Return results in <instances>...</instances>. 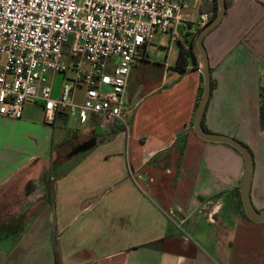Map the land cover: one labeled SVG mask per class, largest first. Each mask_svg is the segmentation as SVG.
I'll use <instances>...</instances> for the list:
<instances>
[{"label": "crops", "instance_id": "1", "mask_svg": "<svg viewBox=\"0 0 264 264\" xmlns=\"http://www.w3.org/2000/svg\"><path fill=\"white\" fill-rule=\"evenodd\" d=\"M216 2L188 0L186 21L215 14ZM189 22L182 28L189 25L194 66L189 74L164 71L145 106V97L131 101L129 134L120 126L103 133L96 117L81 124L68 111L48 124L38 104L21 119L0 115V195L16 190L26 201L14 227L0 228V242L20 238L0 245V264H264V223L247 220L241 200L243 156L192 129L203 59L200 30ZM204 45L216 82L205 126L250 149V198L263 211L264 0H229ZM144 57L129 81L147 65ZM18 214L32 217L19 226Z\"/></svg>", "mask_w": 264, "mask_h": 264}, {"label": "built area", "instance_id": "2", "mask_svg": "<svg viewBox=\"0 0 264 264\" xmlns=\"http://www.w3.org/2000/svg\"><path fill=\"white\" fill-rule=\"evenodd\" d=\"M187 3L0 0V115L21 119L27 105L38 104L48 124L68 111L81 124L96 117L103 133L120 126L129 134V77L154 34L170 33L171 42L192 52L187 31H180L189 22ZM212 17L201 14L189 23L201 30ZM70 70L73 76L54 97L51 76Z\"/></svg>", "mask_w": 264, "mask_h": 264}, {"label": "rangeland", "instance_id": "3", "mask_svg": "<svg viewBox=\"0 0 264 264\" xmlns=\"http://www.w3.org/2000/svg\"><path fill=\"white\" fill-rule=\"evenodd\" d=\"M218 9L216 13L218 12ZM188 27H186V30ZM186 30L183 28L180 29L181 32H184ZM199 33L200 32H197V36L199 35ZM197 36H196V39H197ZM196 39H195V42H196ZM185 40L187 41V37L185 38ZM181 46L182 44L178 41L171 42L170 33L156 32L154 34L153 41L151 42V44L147 46L145 50L146 57H144V60L148 62L147 65H144L143 68L141 67L139 76L135 74L134 77L131 78L128 84L127 95H126V105L129 111L128 118L130 120L133 118V115L135 112L131 110L132 109V107L130 106L131 101L134 102V99L138 97H141V98L145 97L140 102L139 106H141L142 104H143L142 106H145V104L149 103L151 99L149 98V96H147V93L150 89L158 85V82L161 76L163 75L164 71L166 70H170L173 72L176 71L175 73H179V74H183V73L189 74L190 73V72H186L182 69L177 68V61H178ZM193 66H194V60L192 58V55H189L187 57V67H193ZM68 79H69L68 74H58L54 76L53 78V90H54L53 96L54 97H58L60 95L63 87L68 83ZM172 87L173 86H171L170 89H172ZM184 87L187 88L185 84H184ZM185 88H182L179 90H171V92L177 95H182L183 93H185ZM16 193H17L16 190H6L4 194L0 195V228L3 227V230L5 229V222H7L9 225H12L11 227H14L13 224H15V222L14 221L11 222V219L15 215L17 216V211L21 207L23 206L26 207V201L23 197V194L22 193L16 194ZM18 215L20 217L19 219L16 220V224L19 226H21L22 223H28L30 220V217H32V215L30 214H26L23 217H21V214H18ZM6 239L8 240L4 241ZM6 239L0 242L1 246L10 247L9 245H12L17 240L18 241L20 240V238L16 239L13 237L12 238L9 237ZM28 240H29V237L24 238L25 242H27Z\"/></svg>", "mask_w": 264, "mask_h": 264}, {"label": "water", "instance_id": "4", "mask_svg": "<svg viewBox=\"0 0 264 264\" xmlns=\"http://www.w3.org/2000/svg\"><path fill=\"white\" fill-rule=\"evenodd\" d=\"M227 0H218V12L212 17V19L200 30L199 35L197 36V49L203 59V68L201 69L203 76V92L196 109V113L193 120L192 129L196 133V135L204 140L205 142L210 143H220L226 144L241 153L245 161V175L240 187V194L243 209L246 217L253 223L262 224L264 223V210L257 211L251 202L250 198V190H251V178H252V170H253V157L250 150L240 141L224 136L221 134L213 133L206 131L202 126V119L206 112L208 103L211 97L212 85H211V71L208 53L206 51L204 45V39L206 35L211 32L214 28H216L223 20L227 12Z\"/></svg>", "mask_w": 264, "mask_h": 264}, {"label": "trees", "instance_id": "5", "mask_svg": "<svg viewBox=\"0 0 264 264\" xmlns=\"http://www.w3.org/2000/svg\"><path fill=\"white\" fill-rule=\"evenodd\" d=\"M226 4H227V8H228L229 0H227ZM217 9H218V5H217V2H216L215 10H214L215 13H216ZM203 11L206 12V11H208V9H207V8H204ZM189 55H192V52L186 50L183 46H181V49H180V52H179L178 61H177V68L186 71V69H187V57H188ZM211 85H212V91H211V96H212V92H213V90H214V88H215V86H216V82H215L213 79H211ZM202 92H203V87H202L201 92H200V98L198 99V101H197V103H196V108L198 107V104H199V102H200V99H201V96H202ZM261 116H262V125L264 126V103L262 104V107H261ZM202 126H203V128H204L206 131H208L207 128H206V126H205V114H204L203 119H202ZM180 140H181V141H180V142H181V145H182V147H183L186 139H185V138H182V139H180ZM244 145H245V144H244ZM89 146H90V145H89ZM245 146H246V145H245ZM246 147H247V146H246ZM247 148H248V147H247ZM248 149H249V148H248ZM249 150H250V149H249ZM246 219L249 220L247 217H246ZM7 237H9V236H7ZM2 238H3V237H1V234H0V240H1ZM157 245H159V242H157V243H153V244H150L149 247H153V248H154V247H156Z\"/></svg>", "mask_w": 264, "mask_h": 264}]
</instances>
